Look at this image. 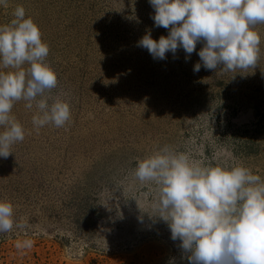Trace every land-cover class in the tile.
Masks as SVG:
<instances>
[{"label":"rangeland","instance_id":"1","mask_svg":"<svg viewBox=\"0 0 264 264\" xmlns=\"http://www.w3.org/2000/svg\"><path fill=\"white\" fill-rule=\"evenodd\" d=\"M18 5L49 45L53 94L67 93L71 120L37 134L32 112L14 105L27 131L0 157V199L30 228L0 234V264H189L156 216L155 187L132 172L169 145L264 177V25L254 69L194 72L201 43L187 59L182 48L159 60L138 46L148 31H169L155 26L149 0H8L0 25ZM25 238L33 247L17 250Z\"/></svg>","mask_w":264,"mask_h":264},{"label":"clouds","instance_id":"2","mask_svg":"<svg viewBox=\"0 0 264 264\" xmlns=\"http://www.w3.org/2000/svg\"><path fill=\"white\" fill-rule=\"evenodd\" d=\"M156 27L168 35L138 41L154 59L164 60L182 48L186 59L196 50L206 70L247 73L261 52L258 25H264V0H149ZM7 7L8 0H0ZM49 45L34 20L17 6L13 19L0 25V157L8 158L23 142L26 129L13 114L23 101L38 134L44 127H65L71 120L67 93L56 92L58 77L47 61ZM7 70V71H4ZM242 70V71H237ZM132 175L155 187L156 216L169 226L171 239L189 264H264V177L242 163L205 164L164 145L137 159ZM27 220L18 218L13 202L0 199V234L28 235ZM17 250L33 240H17Z\"/></svg>","mask_w":264,"mask_h":264}]
</instances>
